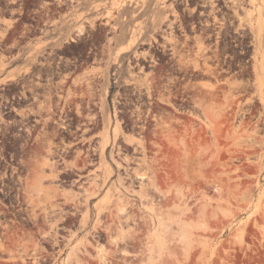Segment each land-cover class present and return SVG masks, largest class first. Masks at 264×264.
I'll use <instances>...</instances> for the list:
<instances>
[{
  "label": "flooded vegetation",
  "instance_id": "obj_1",
  "mask_svg": "<svg viewBox=\"0 0 264 264\" xmlns=\"http://www.w3.org/2000/svg\"><path fill=\"white\" fill-rule=\"evenodd\" d=\"M71 1L0 0L4 240H15L19 231L35 238L41 226L52 224L50 210L37 207L46 202L45 196L35 200L37 179L43 195L81 188L98 162L115 159L118 125L123 136L117 147L130 158L126 137L147 130L132 119L135 114L195 113L201 83L222 85L234 76L254 81L264 49V0H168L162 9L123 16L130 31L149 15L134 45L125 34L120 54L119 17L92 26ZM107 64L102 92L99 70ZM149 78L156 87L150 92ZM39 236L51 246L50 235Z\"/></svg>",
  "mask_w": 264,
  "mask_h": 264
},
{
  "label": "rangeland",
  "instance_id": "obj_2",
  "mask_svg": "<svg viewBox=\"0 0 264 264\" xmlns=\"http://www.w3.org/2000/svg\"><path fill=\"white\" fill-rule=\"evenodd\" d=\"M167 3L69 2L72 9L85 11L83 20L92 26L119 17V54L123 37L130 32L134 45L149 17H141L143 22L129 31L123 16ZM108 67L99 70L102 92L107 90ZM253 75L254 81L234 76L222 85L201 83L192 114H135L132 119L147 130L137 134L136 129L126 137L130 158H123L117 147L123 136L118 125L116 150L111 151L115 159L98 162L81 188L43 195L42 179H37L35 200L46 198L37 207L50 210L53 222L41 226L35 238L22 231L15 240L0 238V264H264V49ZM146 85L149 92L156 89L150 78ZM162 216L163 225L170 224L167 243L153 239ZM135 231L138 239L130 241ZM42 234L50 235V247L38 239ZM121 234L128 236L125 249L130 254L112 256L109 252L118 247L110 241ZM105 249L104 261L100 251Z\"/></svg>",
  "mask_w": 264,
  "mask_h": 264
},
{
  "label": "bare ground",
  "instance_id": "obj_3",
  "mask_svg": "<svg viewBox=\"0 0 264 264\" xmlns=\"http://www.w3.org/2000/svg\"><path fill=\"white\" fill-rule=\"evenodd\" d=\"M166 197V196H165ZM167 198V197H166ZM152 200V199H151ZM150 202V201H149ZM152 202V201H151ZM124 203V202H123ZM119 205V204H118ZM124 205V204H123ZM122 207V206H121ZM123 207H125V206H123ZM122 207V208H123ZM121 209V208H120ZM119 209V210H120ZM125 209H127V208H125ZM123 210V209H122ZM121 212H123V211H121ZM124 213V212H123ZM119 216L120 215H118L117 216V218H119ZM122 216V215H121ZM164 219V216H162L161 218H159V222H160V225H158V231L157 232H155V235H154V237H153V239H157V240H159V241H162L163 243H167L168 241H169V239H170V229H169V226H170V224L169 223H167L166 222V226L165 225H163V222L164 221H162ZM131 220H132V218H131ZM115 221V220H114ZM117 221V220H116ZM134 221V220H133ZM145 222H147V221H145ZM126 223V222H125ZM146 224V223H145ZM168 224H169V226H168ZM150 226H152V228H153V226H154V221H151V225ZM186 227V226H185ZM149 228H151V227H149ZM148 228V229H149ZM151 228V229H152ZM122 229V228H121ZM121 229H120V231H121ZM147 229V232H149V231H151V230H148ZM108 230H109V228H108ZM112 232V231H111ZM135 234H136V231L134 232V234L132 235V236H130V237H128V239L130 240V241H134V240H137L138 238L135 236ZM126 235H128V234H126ZM127 237H125V235L124 234H121L120 235V237L119 238H112V240L110 241V242H112V244H114L115 246H116V248L117 249H113V251H110L109 252V254L110 255H112V256H116L117 255V253H119V252H121V254L122 255H124V256H128L130 253L128 252V250H126L125 249V245L127 244V243H129L127 240H125V239H127ZM122 245H124V249H120V246H122ZM107 249H105V250H101L100 251V256H101V259L102 260H106V258H105V256H106V254H107Z\"/></svg>",
  "mask_w": 264,
  "mask_h": 264
}]
</instances>
